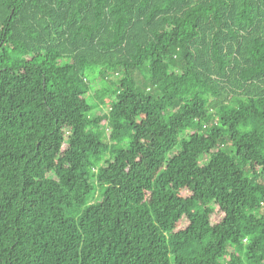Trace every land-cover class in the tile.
I'll use <instances>...</instances> for the list:
<instances>
[{"label": "trees", "instance_id": "16d2710c", "mask_svg": "<svg viewBox=\"0 0 264 264\" xmlns=\"http://www.w3.org/2000/svg\"><path fill=\"white\" fill-rule=\"evenodd\" d=\"M0 264H264V0H0Z\"/></svg>", "mask_w": 264, "mask_h": 264}, {"label": "rangeland", "instance_id": "374dc122", "mask_svg": "<svg viewBox=\"0 0 264 264\" xmlns=\"http://www.w3.org/2000/svg\"><path fill=\"white\" fill-rule=\"evenodd\" d=\"M87 79H88V85L89 86H91V87H93L92 89H93V91H95V90H99L100 88H101V84H100V80L98 79V77L97 76H95L94 78H93V74L91 73V71H89V72H87ZM137 80H138V82H142V77H141V75H139L138 77H137ZM87 102L89 103V104H93V100L92 99H90L89 97H87ZM107 110H106V107H101V110H95V108H93L92 110H91V113H90V115H93V114H96V115H98V114H100V113H102V112H106ZM176 150H178V145H176V147H175V151ZM174 151V152H175ZM110 157V156H109ZM106 159V155H104L103 157H102V163L101 164H103L104 162V160ZM97 198H93L91 201H89V202H91V203H93V202H97Z\"/></svg>", "mask_w": 264, "mask_h": 264}]
</instances>
